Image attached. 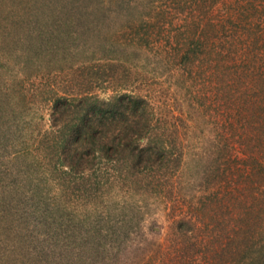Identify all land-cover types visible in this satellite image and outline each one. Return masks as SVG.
<instances>
[{
	"label": "trees",
	"instance_id": "trees-1",
	"mask_svg": "<svg viewBox=\"0 0 264 264\" xmlns=\"http://www.w3.org/2000/svg\"><path fill=\"white\" fill-rule=\"evenodd\" d=\"M175 7L50 75L32 89L38 104L30 78L0 87L10 102L19 84L23 118L38 114L4 135L33 154L35 210L39 196L37 212L57 214L46 206L55 187L76 201V264H264V0H179L173 24ZM165 210L156 233L149 219Z\"/></svg>",
	"mask_w": 264,
	"mask_h": 264
},
{
	"label": "rangeland",
	"instance_id": "rangeland-1",
	"mask_svg": "<svg viewBox=\"0 0 264 264\" xmlns=\"http://www.w3.org/2000/svg\"><path fill=\"white\" fill-rule=\"evenodd\" d=\"M107 1L111 0H0V87H4L6 77L10 85L12 80H17L16 76L22 75L34 82L30 86V94L34 102L38 101L40 97L36 90L51 80L50 75L74 70L93 53L99 56L107 49L108 42H115L118 37L119 43L118 39L129 37V33L120 35L122 28L127 29L128 21L136 22L172 6L177 8L173 24L175 18L179 20V0H112L114 7L103 5ZM113 51L114 48H111ZM138 52L140 56L144 55L142 51ZM149 58V68L156 69L158 64L155 57ZM153 72L159 71L153 69ZM20 91L18 84L17 93L12 92L8 102L5 100L6 93L0 88V101L6 102L0 105V264H76L74 253L80 251L79 244L73 247V239L79 232L74 226L76 212L73 206L76 201L64 196V187H55V191L48 193L50 198L46 206L56 209L57 214L43 216L37 212L38 207L45 203L41 202L39 196L37 210L32 203V188L36 190L35 187L42 183L26 177L27 164L34 163L33 154H18L21 149L16 144L18 140L10 139L7 142L4 137L8 136L7 126L14 118L19 122L31 119L32 114L23 118L28 105L22 103ZM97 92L104 98L110 94L109 89ZM168 103L173 113L179 114L175 106L179 105V100L174 102L175 105L171 100ZM32 117L34 121L38 114ZM44 120L42 128H47L48 114H45ZM23 126L19 128L21 134L17 138L28 137L25 133L29 130ZM200 127L204 131L209 130L202 123ZM204 131L207 135L203 136L205 145L202 148L206 149L209 146L208 136L212 133ZM198 132L201 134L200 129L195 133ZM165 214L166 210L160 212L157 220L149 219L150 224L154 223L156 233L166 227ZM133 254L138 253L133 251Z\"/></svg>",
	"mask_w": 264,
	"mask_h": 264
}]
</instances>
